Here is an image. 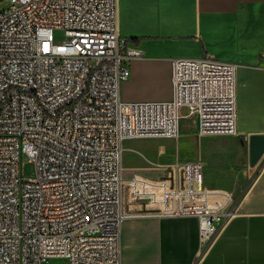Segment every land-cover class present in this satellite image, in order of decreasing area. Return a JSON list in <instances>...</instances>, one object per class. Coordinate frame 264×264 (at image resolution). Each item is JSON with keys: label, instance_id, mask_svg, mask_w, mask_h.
<instances>
[{"label": "built area", "instance_id": "1", "mask_svg": "<svg viewBox=\"0 0 264 264\" xmlns=\"http://www.w3.org/2000/svg\"><path fill=\"white\" fill-rule=\"evenodd\" d=\"M7 1L0 9V264H121L125 183L130 199L154 216L196 217L206 250L238 213L233 191L207 187L200 160L182 162L172 177L125 181L122 145L176 137L183 106L198 136L236 135V65L177 57L169 100L123 101L121 85L142 51L119 34L118 0ZM24 155L35 166L30 179L21 174Z\"/></svg>", "mask_w": 264, "mask_h": 264}, {"label": "crops", "instance_id": "2", "mask_svg": "<svg viewBox=\"0 0 264 264\" xmlns=\"http://www.w3.org/2000/svg\"><path fill=\"white\" fill-rule=\"evenodd\" d=\"M118 13L120 36L142 51L121 85L123 101L169 100L174 58L232 62L237 133L230 143L245 156L236 160L234 148L222 144L216 155L183 160L201 161L207 187L234 193L238 213L206 250L200 248L196 217L154 216L145 202L127 198L121 264H264V153L254 165L249 162V137L264 134V0H118ZM185 115L179 131L192 123L198 136L196 117Z\"/></svg>", "mask_w": 264, "mask_h": 264}, {"label": "rangeland", "instance_id": "3", "mask_svg": "<svg viewBox=\"0 0 264 264\" xmlns=\"http://www.w3.org/2000/svg\"><path fill=\"white\" fill-rule=\"evenodd\" d=\"M8 5L9 2L7 0L1 1L0 9H5ZM55 36L56 39L62 38L60 32H56ZM187 112V107L179 109L181 117H185ZM233 138L234 136L200 138L196 135L195 124L193 126L192 123H187L185 124L184 131L180 128L179 134L174 138L127 140L122 145L123 179L125 181L129 179L133 171L145 173L156 178L172 177L179 173V166L184 159L191 158L192 156L199 159L205 155L211 157L216 155L218 147L222 144H230L234 148L233 156L236 160L242 162L245 160V156L243 157L236 142L234 144L230 143ZM21 174L25 179L35 176L34 163L25 155L21 158ZM127 198L130 197L125 183L123 187V203L126 202ZM47 264L67 263L63 258H52Z\"/></svg>", "mask_w": 264, "mask_h": 264}, {"label": "water", "instance_id": "4", "mask_svg": "<svg viewBox=\"0 0 264 264\" xmlns=\"http://www.w3.org/2000/svg\"><path fill=\"white\" fill-rule=\"evenodd\" d=\"M264 153V134L249 137V162L254 165Z\"/></svg>", "mask_w": 264, "mask_h": 264}]
</instances>
